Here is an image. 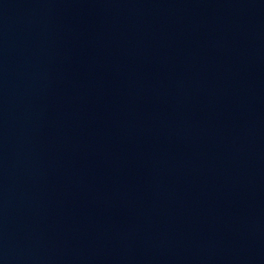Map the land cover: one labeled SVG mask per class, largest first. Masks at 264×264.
Returning <instances> with one entry per match:
<instances>
[{
    "label": "water",
    "instance_id": "obj_1",
    "mask_svg": "<svg viewBox=\"0 0 264 264\" xmlns=\"http://www.w3.org/2000/svg\"><path fill=\"white\" fill-rule=\"evenodd\" d=\"M0 264H264V0H0Z\"/></svg>",
    "mask_w": 264,
    "mask_h": 264
}]
</instances>
